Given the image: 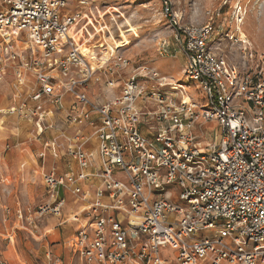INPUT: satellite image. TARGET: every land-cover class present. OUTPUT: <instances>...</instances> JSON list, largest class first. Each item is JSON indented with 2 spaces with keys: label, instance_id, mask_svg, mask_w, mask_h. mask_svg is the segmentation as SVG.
Masks as SVG:
<instances>
[{
  "label": "built area",
  "instance_id": "2783aa9c",
  "mask_svg": "<svg viewBox=\"0 0 264 264\" xmlns=\"http://www.w3.org/2000/svg\"><path fill=\"white\" fill-rule=\"evenodd\" d=\"M92 1L0 0V45L19 60V82L36 81L33 106L23 100L7 111L36 120L39 135L63 115L70 132L44 146L54 155L64 146L78 165L44 171L48 198L26 218L20 206V226L32 232L35 217L61 214L70 191L89 202L72 216L81 223L69 243L79 264H172L162 249L179 264H264V52L242 34V5L228 36L243 44V67L213 50L214 24L184 22L164 0L186 83L144 64L119 86L129 59L96 60L72 33L83 14L70 5ZM95 83L119 91L100 102L89 92ZM209 120L221 136L203 144L196 129ZM0 264H10L1 250Z\"/></svg>",
  "mask_w": 264,
  "mask_h": 264
},
{
  "label": "rangeland",
  "instance_id": "374dc122",
  "mask_svg": "<svg viewBox=\"0 0 264 264\" xmlns=\"http://www.w3.org/2000/svg\"><path fill=\"white\" fill-rule=\"evenodd\" d=\"M171 1L174 11L178 12L184 22L214 24L218 31L210 42L213 50L227 56L229 61L241 67L245 65L243 44L231 40L228 34L236 32V19L239 14L237 7L242 5V34L248 39L251 48L264 52V0ZM163 3L164 0H93L84 7L72 3L70 10L81 8L83 14L81 21L73 26L72 33L76 35L82 47L95 52L94 55L100 52L99 55H103L102 51L105 49L97 48L98 44L103 43L105 47L112 48L111 52L122 54L129 59V66L120 67L119 86L137 67L144 64L157 67L168 80L186 83L185 55L176 40L170 16L164 12ZM222 38L224 39L221 41ZM111 42L117 48L112 47ZM162 43L169 46L166 51L161 48ZM20 44L24 45L23 42ZM161 51H164V54ZM20 70L22 67L19 60L10 58L0 45V250L10 264H52L47 255L48 251L54 259L61 258L60 264H79L78 256L67 242L69 222L51 225L48 218L52 215H45L35 217L38 226L32 232L20 226L22 222L18 217L19 204L27 209L26 218L28 209L45 201L48 194L42 183V175L34 184V192L27 194L24 191L22 172L27 168L29 161L24 164L26 159H21L17 163L16 152L33 154L37 164L45 171L55 168L58 172L65 173L78 169L76 159L67 153L64 146L57 147L58 155H54L51 148L44 147L46 139L62 135L64 131L70 132L71 129L63 115L56 116L53 129H47L39 135L36 120H31L24 114L7 111L23 100L27 101L28 106H33L28 96L36 85L35 77L29 82L20 83ZM89 90L91 96L100 102L119 91L106 89L104 83L92 84ZM189 92L203 98L192 85ZM196 131L203 144L216 141L221 136V130L215 120L201 122ZM59 141L63 142V139ZM44 153L46 155H43ZM68 196L71 201L79 197L74 193ZM69 200L62 211L60 222L65 221V208L70 205ZM174 200L177 201L176 198ZM6 204L10 206V212L4 210L3 206ZM7 234L13 236L14 241L8 239ZM162 252L171 258L172 264H179L174 251L162 249Z\"/></svg>",
  "mask_w": 264,
  "mask_h": 264
},
{
  "label": "crops",
  "instance_id": "0c3cea01",
  "mask_svg": "<svg viewBox=\"0 0 264 264\" xmlns=\"http://www.w3.org/2000/svg\"><path fill=\"white\" fill-rule=\"evenodd\" d=\"M70 99H71L70 95L66 97V100L68 102L70 101ZM90 129H91V127L87 126L86 130H90ZM21 159H26L24 164H26V162L29 161V163L27 164V168L24 169V171L22 172L23 178H24L22 186L24 187V191L27 194H31L35 190L34 184L40 175H42V183H43V173L45 170H44V168L40 167V165L37 164L36 158L31 153L26 154V153H22L20 151L16 152V162L19 163L21 161ZM98 184H99V180H97V179H94L93 181L88 180L86 182H83L85 189L88 190V188H89L91 191H93ZM66 193H68V195H71L72 192H70V191L64 192V196L66 198V205H67L68 204L67 202L69 200V196ZM80 201H83V200H81L79 197H76L75 200H72V201L69 200L70 205L67 208H65V217H66L65 221L60 222V220H59L62 213L59 215L51 216L48 218V220H50L51 225H55L56 223L64 224L65 222H69L67 225L68 228H67V232H66V237H68L67 242H69V243H70L71 239L73 238V235H74L76 229L81 224L80 222L73 220L72 215L75 212H78L79 210L84 208L89 203L88 201H83V203H81ZM7 206H9V205H7ZM19 207H20V204H19ZM3 208H4V206H3ZM10 211H11V208H10Z\"/></svg>",
  "mask_w": 264,
  "mask_h": 264
},
{
  "label": "bare ground",
  "instance_id": "6f19581e",
  "mask_svg": "<svg viewBox=\"0 0 264 264\" xmlns=\"http://www.w3.org/2000/svg\"><path fill=\"white\" fill-rule=\"evenodd\" d=\"M243 29V27L241 28V30ZM224 38H222L221 39V41L223 40ZM111 46L112 47H116V46H114L113 45V43L111 42ZM97 48H100V49H105V51H102V53H103V55L102 56H100L99 54H101V52L100 53H96L97 55H94V54H92L93 55V57H94V59H100V60H107V59H111L113 56H116V55H118V54H115V53H113V52H111L112 51V48L111 47H109L110 48V50H109V48L108 47H105V44H98V46H97ZM117 48V47H116ZM92 53H95V52H92ZM106 55V56H105ZM188 89V88H187ZM187 98H188V96H186ZM73 216V215H72Z\"/></svg>",
  "mask_w": 264,
  "mask_h": 264
}]
</instances>
